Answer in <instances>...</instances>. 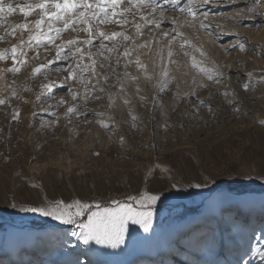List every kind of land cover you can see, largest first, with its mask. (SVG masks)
Returning a JSON list of instances; mask_svg holds the SVG:
<instances>
[{"label": "rangeland", "instance_id": "374dc122", "mask_svg": "<svg viewBox=\"0 0 264 264\" xmlns=\"http://www.w3.org/2000/svg\"><path fill=\"white\" fill-rule=\"evenodd\" d=\"M247 1L252 0H211L213 11L205 23L222 26L215 29L219 34L218 54L212 51L214 41L207 32L188 26H184L182 30L190 38L202 41L208 56L206 66L212 68L214 61L226 74L222 82L215 85L213 100L208 99L215 110L214 120L209 118L210 113L206 108H201L193 125L186 115L191 105L189 106L188 101L181 103L182 99L173 98L176 92L173 86L168 92L172 93L173 101L169 104L172 108L167 112L168 93L160 94L163 98L158 103H161L163 108L154 112L155 119H152L153 124L149 128L142 116L145 108L140 106V109L136 110L135 102L139 99L132 95L134 88L129 85V95L132 99L130 106H123L117 101L115 108L109 109L108 100L105 98L89 102L87 106L95 112L107 115L97 116L89 112L87 123L75 117L69 121L64 116L67 105L50 111L43 110L54 105L61 96L65 100L69 99L64 86H57L53 90V99L34 107L32 102L35 100V94L40 91L39 85L44 80L43 76L33 80L29 74L28 80H24L25 71L22 75H16L17 91L23 99H13L12 105L7 108L0 106V264H9L3 251V242L12 226H25L34 233L31 244L26 242L19 251L23 255L19 264H106L91 242L89 245L83 244L78 235L80 229L39 213L21 211L20 208L38 206L44 194L49 200L63 199L66 202L74 198L89 203L101 197L106 201L125 199L166 184L163 179L165 174L161 171L164 168L172 169L176 178L185 183L189 180L192 183L203 182L205 176L214 178L216 192L209 194L206 188H191L187 195L177 194L175 189L171 192L165 191L167 200L162 199L163 207L161 203L157 205L153 229L163 232L168 245L158 261L150 260L149 255H143L149 259L139 256L130 264H193L202 255L209 264H264V237H257L259 230L264 226V181L260 184L250 183L239 189H232L229 184L234 177L236 181L264 180V176H261V173H264V81L259 78L252 80L247 83L241 94L237 95L234 85L245 76L225 70L227 64L223 63L231 55V58L236 57L242 65H254L258 75L264 72V49L258 45L260 42L255 43L252 39H247L241 28L244 27L245 21L249 22V30L246 31L258 38L257 27L264 29V14H261L264 13V8H261V11L257 9L251 16L231 18L233 14L246 12L244 5ZM184 2L185 0L181 1L180 6ZM13 16L24 18L19 12ZM226 16L229 18L225 19ZM103 27L113 26L105 24ZM220 28H228L235 33L231 38L221 39L220 34L223 32ZM151 35L150 32H145L138 43L149 39ZM243 38H246V41ZM233 39L246 43L247 54L243 51L237 56L234 55L233 49L228 52L223 50L225 46L232 45L229 41ZM4 48H9V44L0 42V51ZM26 52L28 61H31L32 50L27 49ZM49 53L52 56L51 52L45 55ZM61 63L65 62L57 61L56 65ZM120 71L123 72L124 69L121 68ZM129 71L136 74L135 67H130ZM63 75L62 72L51 71L48 79L59 81ZM12 78L11 72L6 73L9 83ZM201 78L198 75V79ZM142 82L145 81H140V87H143ZM156 83L155 80L153 83L147 82L142 88L147 102L151 100L152 104ZM191 84V76L182 77L180 80L182 90L187 91ZM24 86L31 88V91L24 90ZM112 91L115 92L116 89L113 88ZM13 106L20 110L18 121L12 120ZM129 107L139 117L137 127H129ZM52 111L57 114L58 119L50 114ZM80 111L83 112L84 108L81 107ZM192 111L194 109H191ZM29 115L32 121L28 123ZM109 117H114V124L118 126L119 131L110 130L112 124ZM178 120L186 123L187 128L175 127ZM49 121L51 123H48ZM165 121L172 127L165 129ZM34 122L35 127L32 126ZM103 123H109V130L103 127ZM157 124L160 127H156ZM22 128L30 129L33 140L31 143L25 140L21 143L18 131ZM120 137H124L123 144ZM152 143H157L159 147H145ZM22 151L25 153L22 154ZM94 152H99L100 156H93ZM9 156L10 159H4ZM153 169L156 173L153 176L154 183H144L146 177L152 176ZM32 184L38 187L33 188ZM13 191L16 192L17 208L6 206V200L12 199ZM213 195L217 199L230 195L237 203L231 205L225 202L223 211L206 213L205 205ZM243 201L246 209L242 206ZM193 218H197L195 222L202 231L200 236L193 237L186 226ZM228 223L235 228L233 237H238L234 251L226 249L228 243L224 225ZM221 243L222 248L218 253ZM142 249L145 248L142 246Z\"/></svg>", "mask_w": 264, "mask_h": 264}, {"label": "snow or ice", "instance_id": "6c2138e0", "mask_svg": "<svg viewBox=\"0 0 264 264\" xmlns=\"http://www.w3.org/2000/svg\"><path fill=\"white\" fill-rule=\"evenodd\" d=\"M180 3L181 0H22L17 4H5V0H0V42L10 44V48L0 51V61L11 62L9 67L0 70V80L4 81L0 84V106L7 108L12 105L13 99H23L17 91L16 75L28 71L33 80L40 76L44 78L39 85L40 91L35 94V100L32 102L34 107L53 99V90L57 86L65 87L69 99L65 100L61 96L54 105L43 110L50 111L67 105L64 116L69 121L75 117L87 123L89 112L97 116L107 115L95 112L87 106L89 102L105 98L108 100L109 109L115 108L117 101L123 106H130L132 99L129 95V85L134 88L132 95L140 102L146 103L147 96L141 95V80L146 83L153 80L157 82L154 85V112L163 108V105L158 103L163 98L160 94L166 95L175 86L174 99L195 97L194 100H189L194 111L186 113L193 125L201 107L207 108L208 112L215 116L214 107L208 99L200 98L198 89L208 90L209 84L221 83L226 74L214 61L212 68L206 66L208 56L204 44L197 38H190L181 28L188 26L202 29L213 41H217L219 34L215 29L222 26L205 23L213 11L211 0H186L183 7ZM261 8H264V0H253L246 12L233 14L231 18L239 19L245 14L251 16ZM5 10L12 14L21 13L25 18L24 22H8L11 16L5 18ZM168 12L175 15L169 16ZM105 24H111L113 27H103ZM145 32H150L151 37L138 43ZM243 39L246 41V38ZM235 48L243 51L246 49V43L238 40L230 46H225L223 50L228 52ZM25 49H31L33 52L31 63L22 59L27 57ZM47 52L52 53L51 58L45 55ZM57 61L65 63L57 66ZM130 67H135L136 74L129 71ZM121 68L124 69L123 72L120 71ZM51 71L62 72L63 78L59 81L49 80L48 74ZM8 72L13 74L10 83L6 79ZM189 75L192 84L187 91H183L180 80ZM198 75L202 78L198 79ZM205 79L208 83L204 82ZM113 88L116 89L115 92L112 91ZM24 90L31 91V88L24 86ZM227 102L232 104L231 101ZM81 107L84 108L83 112L80 111ZM128 111L131 117L129 127H137L139 117L130 107ZM50 114L58 119L54 111ZM33 115L35 116V113ZM19 119L20 110L13 106L12 120ZM150 119H155V116H150ZM109 121L112 124L110 130L119 131L118 126L114 124V117H109ZM32 126L35 127V122ZM103 127L109 130L110 125L103 123ZM156 127L160 125L157 124ZM164 127L167 129L172 125L165 121ZM175 127L187 128V125L178 120ZM120 140L123 144L124 137H120ZM145 147L157 148L159 145L152 143ZM93 156L99 157L100 153L94 152ZM10 158L4 157L6 160ZM34 158L33 156L32 159ZM161 171L165 174L163 179L166 184L125 199L106 201L101 197L89 203L74 198L66 202L63 199L49 200L44 194L38 206L21 207L20 210L39 213L62 224L75 226L80 229L78 235L84 245L94 242L96 245L112 249L120 248L125 244L129 223L139 225L144 232L152 228L158 203H161L162 199L167 200L165 191L171 192L175 189L177 194L187 195L191 188H206L209 194L216 192L214 178L205 176L203 182L192 183L189 180L185 183L176 178L172 169L164 168ZM155 174L153 169L152 176L146 177L144 183H154ZM261 176H264V173H261ZM231 182L235 183L236 178ZM32 187L38 186L32 184ZM11 196V200H6V206L17 208L16 192L13 191ZM228 199H217L213 195L205 205V212L223 211V205ZM161 206L164 205L161 203ZM186 226L195 237L199 231L197 223L191 221Z\"/></svg>", "mask_w": 264, "mask_h": 264}, {"label": "bare ground", "instance_id": "6f19581e", "mask_svg": "<svg viewBox=\"0 0 264 264\" xmlns=\"http://www.w3.org/2000/svg\"><path fill=\"white\" fill-rule=\"evenodd\" d=\"M181 1L183 2V0H181ZM185 2H186V0H185ZM212 2H213V0H212ZM184 3H182L181 7H183ZM252 3H253V0L251 2H248V1L245 2V5H244L245 8L247 9L248 7H250ZM215 5H217V3ZM259 10L261 11V9H259ZM167 15L171 16V15H175V13L168 12ZM245 16H249V15L245 14ZM29 19H31V18H29ZM8 22H10L12 24L22 23V22H24V18L19 17L17 19L16 16H13V17L11 16L8 18ZM248 23L245 21L244 27H241L243 30L242 32L246 33L247 39H252L253 42H255V43L260 42L258 45L264 49V29H261V27H259V26L257 27L256 34L259 37L256 38L255 36H251V33H249V31H246V30H249ZM181 30H184V28L182 27ZM219 30H222V32H223L222 34H220L221 39L223 37H225V38L230 37L231 38V35H233V33H235V31L228 29V28H220ZM237 40L238 39L230 40L229 44H233ZM218 41L219 40L214 41V46H213V50H212V51L216 52L217 54H218ZM9 48H10V44H9ZM26 50L27 49H25V51ZM221 50H222V48H221ZM243 51H246L245 54H247L246 49ZM243 51L240 50L239 48L233 49V52L235 53L234 55H237V56L239 54L241 55L243 53ZM211 54H213V53H211ZM220 54H222V52ZM27 56H28V54H27ZM47 56L49 58H51L50 53ZM222 56H224V55H222ZM22 59H26L28 63H31V61H28L27 57H22ZM223 63L227 64V67L225 68V70H229L230 72H235L236 75H239L241 73L242 75L245 76L239 82H237L236 85H234L235 92L237 95L241 94V92L243 91V89L245 88L247 83L251 82L252 80H256V78H259V80L264 81V72L262 73V75H258L256 73V67L254 65H252L251 63H246V64L242 65V64H240L239 60L236 59V57L231 58V55ZM10 65H11L10 61H0V70L4 69L6 67H9ZM18 66H20V65H18ZM24 73H25L24 80H28L29 72L25 71ZM249 73H251V75H249ZM189 76H191V75H189ZM0 81H1V84L4 83L3 80H0ZM204 82L208 83V81L206 79L204 80ZM142 83H143L142 84L143 87L146 86L145 82H142ZM152 83H153V81H152ZM215 85L216 84H209L208 90L198 89L199 96L203 95L201 99H212L213 100V98H214L213 93H215V90H214ZM143 87H141V88H143ZM183 91H185V89ZM210 93H211V97H210ZM23 94L24 93H22V95ZM141 95H144V92H141ZM205 96H207V97L205 98ZM166 99H167V105H169L173 101L172 93H168L166 95ZM191 99L194 100L195 97H185L181 100V103H184L186 101H188L187 103H189V100H191ZM150 102H151V100H149V102H147L146 105H145V103H142L139 100H137L135 102L136 110H139L140 106L145 108L144 115H142V116L144 118V121H146V123L148 124L149 128H151L150 125L153 124V120L150 119V116H153V115L155 116V113L153 110V104ZM149 103H150V105H149ZM189 106H190V103H189ZM171 108H172V106L169 105L168 108H166L167 112H169V110ZM201 108H205V107H201ZM191 109L193 110V108L190 106L189 107V113H191ZM240 113H241V111H240ZM27 117H28L27 118L28 123L30 120L32 121V117L30 115ZM215 117L216 116H213L212 114H210V116H209V118H211L212 120H214ZM189 125L192 126V123H190ZM18 135H19V138L22 139L21 143H23L24 140L27 143H31L33 141L31 131L29 128L28 129H26V128L20 129L18 131ZM84 151L85 150H83V152ZM23 152L24 151H22V154H23ZM224 197L229 198L226 202L230 203L231 205H233L234 202L237 203L235 201V199L230 195H224L223 198ZM244 203L245 202L243 201L242 206H243V208L246 209V206ZM196 219L197 218H193L192 221H197ZM224 229L226 232L225 239L227 240V243H228V244L225 243L226 249L228 251H234L236 249V247H235L236 241L235 240L238 239V237H233V233L235 231V228L232 227V225L228 223V224L224 225ZM263 233H264V226L259 230L257 237L260 236V239H263V237H264ZM33 234L34 233L29 231V229L25 226L24 227L23 226H21V227L20 226H12L8 229L6 237H5V241L3 242V244H4L3 251L6 255V260L9 264H19L21 262L23 255L21 253H19V251H20L21 247L26 242L28 244H31L32 239H33ZM200 235H202L201 229H199V231L196 233V236H200ZM91 243L93 244V246L95 247L97 252H99L101 257L105 259L106 264H130V262L134 258L139 257V256L149 259L148 256H143V255H149V256H151L150 260L154 259V260L158 261L161 258V255L163 254V250L166 248V245H168L167 244L168 243L167 238L163 234V232H157L156 230L153 229V226L148 232H144L143 229L139 225H134L131 223H129L128 232L125 236V244L122 245L120 248L112 249L110 247L96 245L94 242H91ZM0 244H1V240H0ZM142 246L145 249H142ZM221 248H222V243L218 247V250H217L218 253H220ZM168 249L170 250V247ZM70 258H72V256H70ZM70 260L72 261V259H70ZM207 261H206L205 257L202 255L193 264H209ZM63 264H68V263L65 262ZM186 264H192V263H186Z\"/></svg>", "mask_w": 264, "mask_h": 264}, {"label": "trees", "instance_id": "16d2710c", "mask_svg": "<svg viewBox=\"0 0 264 264\" xmlns=\"http://www.w3.org/2000/svg\"><path fill=\"white\" fill-rule=\"evenodd\" d=\"M261 181H264V180H260V182L259 181H252V180H237L235 183L229 182V184H230L232 189H239V188H242L244 186H247L250 183L260 184Z\"/></svg>", "mask_w": 264, "mask_h": 264}, {"label": "clouds", "instance_id": "9594fccd", "mask_svg": "<svg viewBox=\"0 0 264 264\" xmlns=\"http://www.w3.org/2000/svg\"><path fill=\"white\" fill-rule=\"evenodd\" d=\"M8 3L17 4V3H20V0H5V4H8ZM3 15L5 18H8L9 16H13V14L7 10L4 11ZM16 18L18 19V17Z\"/></svg>", "mask_w": 264, "mask_h": 264}]
</instances>
